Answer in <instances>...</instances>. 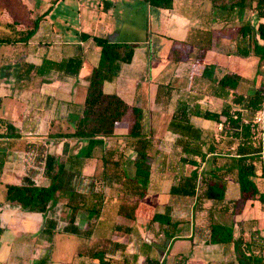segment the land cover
<instances>
[{
  "label": "crops",
  "instance_id": "obj_1",
  "mask_svg": "<svg viewBox=\"0 0 264 264\" xmlns=\"http://www.w3.org/2000/svg\"><path fill=\"white\" fill-rule=\"evenodd\" d=\"M23 2L32 16L49 10L26 41L18 38L21 28L11 19L0 20V38L13 36L0 41V264H142L148 258L155 260L152 264L237 263L234 242H209L211 221L233 225L236 238L253 239L251 250L262 261L255 264H264V202L241 197L235 174L229 170V158H219L217 165L227 184L222 202L198 201L197 195L171 192L172 186L194 169L201 173L211 166L210 160L200 161L198 156H190L198 160L196 163L184 161V142L194 137L198 139L196 147L206 151L212 139L225 133L226 124L220 128L222 121L195 113L197 108L218 112L230 103L231 92L216 87L219 78L226 72H237L242 76L240 91L242 85L253 83L258 69L263 71L264 61L258 56L234 53L239 35L233 29L244 20L253 24V9H225L213 6L211 0H173L172 8H164L146 0L159 36L152 47L144 37L108 38L118 26L115 15L107 18L104 28L108 26V32H96L86 21L92 19L87 9H107L105 0L88 3L76 34L69 26L58 27L61 22L53 12L59 0L51 1L42 12L34 11L27 0ZM168 22L169 32L161 26ZM198 27L213 32L212 45L204 57V63L215 65L212 78L202 76L203 65L196 63L197 47L186 41ZM94 36L133 48L131 60L120 63L118 74L105 80L103 89L142 109L143 132L153 141L151 174L135 219L128 213L138 194L120 181L106 184L102 180L106 150L120 159L115 168L134 179L136 150L135 138L128 136L130 114L118 122L113 136L96 145L90 157L84 156L87 141L52 136L74 130L82 113L90 75L101 58ZM179 106L189 110L181 119L174 117ZM234 109L240 107L235 105ZM234 151V145H218L207 157L213 153L230 157ZM47 154L59 160L70 155L81 157L67 165L47 210H24L7 201L6 185L21 184L24 176L37 185L49 184L44 174ZM260 178L264 180V176ZM92 183L104 192L102 209L94 213L79 209L74 225L80 231L75 232L68 224L72 209L67 203L72 191L87 192ZM111 188L116 192H110ZM151 211L170 215L174 223L149 221ZM168 238L165 250L158 247ZM77 239L79 243L72 245ZM92 251L100 254L93 256Z\"/></svg>",
  "mask_w": 264,
  "mask_h": 264
},
{
  "label": "trees",
  "instance_id": "obj_2",
  "mask_svg": "<svg viewBox=\"0 0 264 264\" xmlns=\"http://www.w3.org/2000/svg\"><path fill=\"white\" fill-rule=\"evenodd\" d=\"M57 1V0H52ZM152 5L164 8H172L173 0H147ZM213 6L233 9L235 6L245 7L250 6L258 18L257 26L251 21L244 20L239 25L235 26L233 31L239 37L236 42L234 53L248 56L250 54L259 57L260 62L264 61V0H211ZM22 8L31 20V24L18 22L16 19L12 22L13 25L21 28L20 40L26 41L36 31L40 20L47 14L48 9L42 13L31 15V10L22 0ZM89 36V34H85ZM12 37H1L0 41L12 40ZM213 32L205 28H193L188 39L189 44L197 47L196 63L203 65L202 76L212 78L215 65L204 63V57L208 49L212 45ZM96 43L101 48V58L99 65L94 68L90 75V83L87 88L84 106L79 119L76 121L74 130L59 131L52 136L55 137H72L87 141L86 151L84 156L90 157L96 145L103 144L105 138L114 135L115 128L118 122L130 114L131 121L129 122L128 136L135 138L136 157L134 159V179L126 175V171L115 168L120 159L116 158L108 150L102 155L104 165L102 171V180L106 184H111L114 181H120L128 188L138 194L137 203L130 208L131 213H128L130 218H136V211L141 202L142 197L146 193V184L149 181L151 174L150 158L152 154L150 149L153 146V141L146 137L143 132V111L140 107L129 105L123 98L116 93H107L103 89L105 80L113 79L119 71L121 62H128L133 55V48L130 44L110 41L101 36H94ZM263 74L261 69H258L256 75V87L250 91H239V85L242 81V76L234 71H229L223 74L216 87L225 92H231V101L226 103L218 112L206 110L201 112L199 108L195 113L205 118L223 121L226 124L225 133L219 139H212L208 149L203 151L196 147L198 139L186 140L183 150L186 156L184 161L198 160L190 159V156H198L200 161L210 160L211 166L207 170L199 173L198 169H194L191 173L181 179V181L172 186L171 192L187 196L197 195L198 201L202 199H211L215 202H222L225 199L227 184L226 180L218 169L219 158H229V170H233L235 179L239 184L241 197L244 200L256 199L264 202V192L261 191L258 179L264 176V127L254 121L255 112L261 107L264 101V80L259 76ZM262 76V75H261ZM255 77V78H256ZM238 105L240 109H234ZM186 106H179L174 117L180 118L189 112ZM236 114V117L234 116ZM181 119V118H180ZM188 119L184 123H188ZM218 145L229 146L234 145V153L228 156L218 155L213 153L211 157H207L208 152H216ZM81 157L70 155L64 160H59L53 154H47L45 159L44 174L49 179L48 185H37L28 176H24L21 184H8L5 188V198L7 201L14 202L24 210L41 211L47 210L48 205L56 191L60 188L64 172L67 165H73L80 161ZM258 163L260 166H258ZM128 182V183H127ZM90 187L87 192L72 191L68 205L72 212L70 215L69 225L73 231L79 232V228L75 227L74 221L76 212L79 209L89 210L90 212H99L104 203V192ZM152 212V211H151ZM151 222L171 225L174 223L172 217L165 213L152 212L147 217ZM68 225V227H69ZM121 228V226L119 227ZM170 234L167 235L169 237ZM208 237L210 243H227L234 242L237 252V263L231 262L228 264H255L262 262L257 255L251 250V241L244 239L243 235L234 236L233 225H225L211 221L209 224ZM253 245V244H252ZM105 249L103 247L102 252ZM249 252V253H248ZM99 251H92L93 256L99 255ZM102 254V253H101ZM154 259H147L142 264H152Z\"/></svg>",
  "mask_w": 264,
  "mask_h": 264
},
{
  "label": "rangeland",
  "instance_id": "obj_3",
  "mask_svg": "<svg viewBox=\"0 0 264 264\" xmlns=\"http://www.w3.org/2000/svg\"><path fill=\"white\" fill-rule=\"evenodd\" d=\"M52 0H27L28 4L32 6L34 11L42 12L44 11L47 6L50 4ZM100 0H59L58 5L53 13L56 14V19L61 24L58 26L59 29L62 27L69 26L70 32L72 31L73 34L77 32V26L79 19L81 16L85 19V16L82 13L86 12V8L89 7L88 3L95 2L96 4L99 3ZM108 3L107 9L103 6L102 8L93 7L91 9H87L91 12V18L86 20L90 22V26L93 25L96 32L102 33V30L108 32V26L104 28L106 25V21H109L107 18L111 19L117 18V29L112 31L107 35L108 38H145L150 40L151 46L153 47V43L159 37L156 31V23L150 16V11L148 9V5L146 4V0H105ZM22 0H0V20L1 19H11L14 21L16 19L18 22H22L25 24H31L30 18H28L27 14L22 8ZM93 10V11H91ZM100 13V15H99ZM255 14V13H254ZM113 15H115L113 17ZM62 19H67L68 22L62 21ZM152 19V20H151ZM253 24L257 26L258 18L256 14L251 16ZM87 22V23H88ZM164 29L166 26V31H170L169 28L170 23H166V25H161ZM233 28V27H232ZM68 32V34L71 33ZM118 33V36L116 33ZM148 47V45H146ZM264 72V66H263ZM262 75V76H261ZM259 76V79L264 80L263 74ZM257 77L253 80V83L244 84L240 87V91L248 92L253 87H255ZM258 166L259 163H258ZM258 183L260 185L261 191L264 192V180L258 179ZM101 187V186H100ZM99 187V188H100ZM110 192L115 193L116 188H111ZM259 200L256 198L255 201ZM241 206V205H239ZM258 210V207H254V210ZM80 239H77L76 242H73L72 245L79 243ZM73 248V247H72Z\"/></svg>",
  "mask_w": 264,
  "mask_h": 264
},
{
  "label": "built area",
  "instance_id": "obj_4",
  "mask_svg": "<svg viewBox=\"0 0 264 264\" xmlns=\"http://www.w3.org/2000/svg\"><path fill=\"white\" fill-rule=\"evenodd\" d=\"M236 117V114L234 115ZM254 121L264 127V101L261 107L254 114ZM224 125V122H220V128Z\"/></svg>",
  "mask_w": 264,
  "mask_h": 264
},
{
  "label": "water",
  "instance_id": "obj_5",
  "mask_svg": "<svg viewBox=\"0 0 264 264\" xmlns=\"http://www.w3.org/2000/svg\"><path fill=\"white\" fill-rule=\"evenodd\" d=\"M169 242H170V238L167 239V242L165 243L164 246L158 245V247H161V248H163L165 250L166 246L169 244Z\"/></svg>",
  "mask_w": 264,
  "mask_h": 264
}]
</instances>
